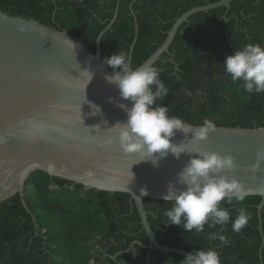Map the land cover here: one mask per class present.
Instances as JSON below:
<instances>
[{
	"label": "trees",
	"instance_id": "16d2710c",
	"mask_svg": "<svg viewBox=\"0 0 264 264\" xmlns=\"http://www.w3.org/2000/svg\"><path fill=\"white\" fill-rule=\"evenodd\" d=\"M219 1L120 0L117 20L101 41L102 60L118 51L129 56L137 22L131 66L142 65L164 43L181 15ZM116 6L117 0H0L1 12L66 31L93 53ZM247 44L264 46V0H235L229 10L222 7L190 17L169 52L153 65L169 89L157 105L168 106L170 116L190 125L200 126L207 118L217 127L264 128V92L249 94L243 81H231L223 65L227 55ZM24 193L36 225L18 195L0 202V264H179L185 258L142 247L149 239L128 194L87 189L41 171L29 177ZM261 200L250 196L240 204L221 202L230 222L222 228L205 225L204 233L165 225L169 221L164 212L171 201L143 199V204L162 246L188 253L213 248L221 264H261L257 210ZM241 207L251 218L235 233L231 224ZM261 219L264 234V208ZM211 233L225 235L228 244L209 239ZM134 242L139 244L133 250L112 259ZM262 259L264 264V247Z\"/></svg>",
	"mask_w": 264,
	"mask_h": 264
},
{
	"label": "water",
	"instance_id": "95a60500",
	"mask_svg": "<svg viewBox=\"0 0 264 264\" xmlns=\"http://www.w3.org/2000/svg\"><path fill=\"white\" fill-rule=\"evenodd\" d=\"M233 1L194 7L181 15L164 43L143 64L154 65L168 53L179 28L190 17L222 7L229 10ZM119 2L113 19L97 38L95 53L66 31L0 11V202L18 195L36 225L24 190L29 177L37 171L87 189L128 194L149 239V244L142 247L149 252L158 250L186 257L188 252L162 246L157 241L143 199L165 201L163 197L170 184L182 189L184 186L177 182L178 173L192 156L198 155L196 152L232 155L235 169L222 174L241 181L249 191L247 197L262 198L257 210L262 237L259 256L263 264L264 161L256 171L252 166L257 162V154L264 152V128L217 127L203 141L192 140V132L177 131L172 142L183 144L185 151L192 153H182L179 159L169 152L163 158L156 154L136 163L144 157L122 150L119 129L111 127L127 120L126 111L118 104L131 108L132 102L123 100L119 89L105 79L113 71L103 63L101 55L102 38L117 20ZM137 27L135 22L130 62ZM85 70L93 73L90 82ZM191 126L193 132L199 127ZM136 244L139 243L134 242L112 259L130 252Z\"/></svg>",
	"mask_w": 264,
	"mask_h": 264
},
{
	"label": "clouds",
	"instance_id": "9594fccd",
	"mask_svg": "<svg viewBox=\"0 0 264 264\" xmlns=\"http://www.w3.org/2000/svg\"><path fill=\"white\" fill-rule=\"evenodd\" d=\"M103 63L113 70L112 75L105 76L107 82L119 89L123 100L132 102L131 108L126 104H118L126 111L127 120L111 128L119 129L120 146L124 153L144 157L136 163L156 154L163 158L170 152L177 159L182 153L192 154L185 151L183 144L172 142L177 131L185 134L192 132L194 141L207 140L210 133L216 131V123L206 118L193 132L192 126L183 119L169 115L168 106L163 103L157 105V101L163 102L169 94L157 67L142 64L133 68L128 54L121 51L106 57ZM223 65L231 81H243V87L249 94L264 92V46L247 44L235 50L234 54L227 55ZM84 72L88 73V70ZM88 74L90 82L93 73L90 71ZM95 107L99 112L100 109ZM196 154L178 173L177 182L184 187L176 188L170 184L163 197L165 201H173L172 206L164 212L169 221L165 225L179 226L183 232L195 230L196 233H204L205 225L222 228L230 222V213L221 207V202L232 204L235 201L240 204L247 198L249 191L236 177L229 178L227 174H222L235 169V157L209 151ZM261 161H264V152L257 154L253 171L260 168ZM142 193L147 195L146 190H142ZM250 218L245 208H239L231 224L232 231L239 233ZM208 238L218 239L225 245L229 242L225 235L219 233H211ZM179 264H221V258L215 249L201 248L188 253Z\"/></svg>",
	"mask_w": 264,
	"mask_h": 264
}]
</instances>
